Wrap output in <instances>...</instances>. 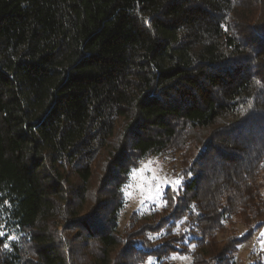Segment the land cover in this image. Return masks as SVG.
I'll return each mask as SVG.
<instances>
[{
	"label": "trees",
	"instance_id": "trees-1",
	"mask_svg": "<svg viewBox=\"0 0 264 264\" xmlns=\"http://www.w3.org/2000/svg\"><path fill=\"white\" fill-rule=\"evenodd\" d=\"M257 81L264 0H0V264H173L181 241L243 264L264 229ZM164 153L180 185L122 240L131 171Z\"/></svg>",
	"mask_w": 264,
	"mask_h": 264
},
{
	"label": "rangeland",
	"instance_id": "rangeland-1",
	"mask_svg": "<svg viewBox=\"0 0 264 264\" xmlns=\"http://www.w3.org/2000/svg\"><path fill=\"white\" fill-rule=\"evenodd\" d=\"M102 165L103 161L100 166ZM134 169L137 171L133 172ZM180 171V155L170 153L150 155L133 167L129 181L123 189L126 206L120 214L119 233L122 240H125L126 235L129 234L130 220L135 212L149 215L154 210L162 209V197L167 188L177 189L180 185V180L176 177ZM101 172L102 167H99L93 183L95 187L100 185ZM261 233H264V229L257 233L250 243L240 248V252L236 256L237 261L242 259L243 264H247L254 260L253 256H250L252 251L264 249V236ZM159 238L160 234H151L145 242L148 247H158L160 244L162 245ZM174 246L177 250L169 256L171 262L173 264H191V257L187 250L192 246L189 247L188 243L184 244L182 241ZM151 258L153 264H156V257ZM148 260L149 258L145 260L144 264Z\"/></svg>",
	"mask_w": 264,
	"mask_h": 264
},
{
	"label": "snow or ice",
	"instance_id": "snow-or-ice-1",
	"mask_svg": "<svg viewBox=\"0 0 264 264\" xmlns=\"http://www.w3.org/2000/svg\"><path fill=\"white\" fill-rule=\"evenodd\" d=\"M257 84L259 86H261L262 88H264V84H261L260 81H257ZM136 171H137L136 169L133 170V172H136ZM261 235L264 236V233H261ZM149 238L151 239L152 237L150 236ZM5 247H8V246L5 245ZM192 247L195 248V245H193ZM146 264H153V261H152V258L151 257H149V260L146 262Z\"/></svg>",
	"mask_w": 264,
	"mask_h": 264
}]
</instances>
